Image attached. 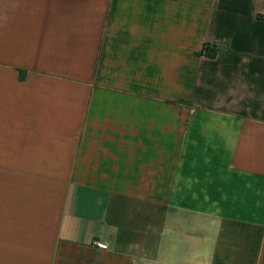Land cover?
<instances>
[{
	"label": "crops",
	"instance_id": "crops-1",
	"mask_svg": "<svg viewBox=\"0 0 264 264\" xmlns=\"http://www.w3.org/2000/svg\"><path fill=\"white\" fill-rule=\"evenodd\" d=\"M0 264H264V0H0Z\"/></svg>",
	"mask_w": 264,
	"mask_h": 264
},
{
	"label": "trees",
	"instance_id": "trees-1",
	"mask_svg": "<svg viewBox=\"0 0 264 264\" xmlns=\"http://www.w3.org/2000/svg\"><path fill=\"white\" fill-rule=\"evenodd\" d=\"M215 52H216V48L214 46H209L208 44H203L201 51H200V54L205 56V57L211 58L215 55Z\"/></svg>",
	"mask_w": 264,
	"mask_h": 264
},
{
	"label": "built area",
	"instance_id": "built-area-1",
	"mask_svg": "<svg viewBox=\"0 0 264 264\" xmlns=\"http://www.w3.org/2000/svg\"><path fill=\"white\" fill-rule=\"evenodd\" d=\"M94 245H95L96 247H99V248H101V247L104 246V245H103L102 243H100V242H94Z\"/></svg>",
	"mask_w": 264,
	"mask_h": 264
}]
</instances>
